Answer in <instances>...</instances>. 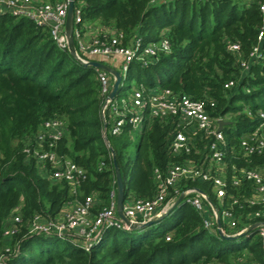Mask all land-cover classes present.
<instances>
[{"label": "trees", "instance_id": "trees-1", "mask_svg": "<svg viewBox=\"0 0 264 264\" xmlns=\"http://www.w3.org/2000/svg\"><path fill=\"white\" fill-rule=\"evenodd\" d=\"M80 4L84 31L93 29L100 36L107 30L122 32L124 43L134 37L145 43L169 40L170 52L161 53L156 63L148 67L132 63L126 77L131 86L135 78L134 84L147 88L160 86L175 94L214 100L212 115L232 112V122L238 126L257 121V110L264 108V61L251 62L243 71L238 54L229 49L238 43L240 56L248 59L257 44L263 16L256 0H76V6ZM230 80L235 85L226 88ZM102 102L97 68L84 66L68 49H60L48 28L23 17L0 15V264H231L242 260L245 250L251 255L248 264H264L260 236L253 233L226 243L229 240L205 228L202 213L187 202L141 233L123 235L122 229H109L88 251L73 245V239L32 232L36 215L53 220L66 205L86 196H94L100 208L109 204L110 192L117 193L112 150L124 181L125 201L157 194L156 169L166 174L173 164L208 158L209 139L202 132L193 136L189 152H173L174 117L148 118L134 156L130 125L120 136L109 135L108 145ZM50 119L65 124L57 140L58 153L86 171L75 187L42 173L36 159L25 152L27 146H36V135ZM241 133L240 128L226 132L232 145L238 144ZM232 163L262 167L264 153L247 157L228 153L229 175ZM190 186L217 202L209 182L186 180L179 188ZM232 190L238 193V188ZM17 214L21 219L8 236V224ZM171 217L174 224L159 231Z\"/></svg>", "mask_w": 264, "mask_h": 264}, {"label": "built area", "instance_id": "built-area-1", "mask_svg": "<svg viewBox=\"0 0 264 264\" xmlns=\"http://www.w3.org/2000/svg\"><path fill=\"white\" fill-rule=\"evenodd\" d=\"M69 1L0 0V15L23 17L48 28L57 46L62 50H69V36L66 30ZM150 1L163 3L170 0ZM256 2L263 16V24L258 33V42L251 50L249 58L240 56L238 43L229 46L232 52L238 54L243 71L249 69L251 62L264 61L262 46L264 0ZM83 21L82 5L76 6L75 1L72 37L77 55L85 61H100L98 57L121 58V67L118 70L121 71L123 79H126L132 63L137 62L143 67H148L159 60L161 53H168L171 50L166 37L146 43L141 38L134 37L128 43H124L125 35L115 30H107L103 36L98 33L88 36L87 31L82 28ZM97 69L103 99L101 116L103 122H107L108 137L120 136L124 127L130 125L135 138L137 131L141 134L148 118L174 117L177 119V131L171 143L174 153L189 152L192 148V138L197 132H202L209 139V155L202 162L173 164L166 174L156 169L157 194L147 200L136 198L126 200L123 207L125 216L134 224L142 223L167 211L183 195L182 202L191 204L202 213L205 228L213 230L219 236V229L225 235L246 232L247 236L255 233L260 236L264 245V166L248 168L238 167L232 163L229 175L227 172L229 166L225 165L228 153L238 152L242 157L264 153V108L257 110V121L242 131L237 145H232L226 134V127L233 124V113L213 116L212 110L216 107L214 100L207 101L186 94H175L160 86L147 88L144 83L135 84L129 98L120 97L118 91L111 99L109 93L114 76L104 69ZM234 85L235 81L230 80L225 87L231 88ZM244 112L253 116L249 108H245ZM220 122L231 124H224L220 129ZM64 130L65 124L60 119L45 121L36 135V146H27L25 152L36 159L42 173L49 174L55 180H66L75 187L85 178L86 171L58 153L57 140ZM186 180L209 182L217 202L200 188L190 186L181 190L180 183ZM243 184L245 187L241 189ZM233 188H238V193L233 192ZM95 205L96 199L89 195L73 203L67 210L63 209L53 220L36 215L31 231L56 236L65 241L73 239V245L88 251L104 238L109 229L129 230V225L118 215L115 190L110 192L108 205L94 212ZM20 219L18 214L13 217L14 222H19ZM218 221L221 226H218ZM11 231L6 230V235L11 234ZM235 264L248 263L239 260Z\"/></svg>", "mask_w": 264, "mask_h": 264}, {"label": "water", "instance_id": "water-1", "mask_svg": "<svg viewBox=\"0 0 264 264\" xmlns=\"http://www.w3.org/2000/svg\"><path fill=\"white\" fill-rule=\"evenodd\" d=\"M75 1L76 0H70L69 1L68 15H67L66 30H67V33L69 36V50L72 53V55L76 58V60L79 61L84 66H91V67H95V68L104 69L114 76V82L112 85V89L109 93V97L111 99H113L118 94V91L120 90V88L123 85L124 79H123V76L121 74V71H119L117 69H113L112 67L108 66L107 64L102 63V62L97 61V60L85 61V60L81 59L76 53V47H75L74 40L72 37L73 36V27H74ZM224 124H231V122L230 123L220 122V129L223 128ZM104 134H105V139H106L107 144L110 145L109 138L107 136V122L104 123ZM112 156L114 158V163H115L116 182H117V211H118V215L123 219V221L129 225L128 228L130 231L139 232V231H143L146 228H149L153 225L159 224L166 216L173 213L175 208L183 201V195H182L164 213L158 214V215L152 217L151 219L144 221L142 223H136V224L132 223L130 221V219H128L125 216L124 211H123L124 202H125L124 181H123L119 166L115 162V153L113 150H112ZM209 200L211 201V199H209ZM218 226H221V223L219 221H218ZM219 234H220V237L225 239V240L234 241V240H237V239L245 236L246 232H242L241 234H238V235H225L222 232V230L219 229Z\"/></svg>", "mask_w": 264, "mask_h": 264}, {"label": "rangeland", "instance_id": "rangeland-1", "mask_svg": "<svg viewBox=\"0 0 264 264\" xmlns=\"http://www.w3.org/2000/svg\"><path fill=\"white\" fill-rule=\"evenodd\" d=\"M39 1H42V2H51L50 0H39ZM88 32H87V34H88ZM134 72H135V70H134ZM134 83H136L135 78L132 80V86H131L130 81L128 79H124L123 80V85L121 87L122 88V91L120 93V97L129 98L130 95H131V93H132L133 87L135 86ZM250 126H252V123L247 124V125H242V126H238L237 124L233 123V124L229 125L228 127H226V132L230 130L232 133H235V132H238L239 131V128H240L241 131H245V130L248 129L247 127H250ZM139 137H140V131H137V133L135 134V138H133V142H132V146H131V153H132L133 156L135 155V152H136V146H137V143L139 141ZM71 186L74 187V185H72V184H71ZM72 204H73V202L70 203V204H68V205H66L65 210H67ZM95 208L96 209H100V203L99 202L97 203V205L95 206ZM174 221L175 220L172 217L169 218V219H167L165 221L166 222L165 225L164 224L163 225L161 224V226H159V228H158L159 231H162L163 229L165 230L167 228H170V226H172L174 224ZM13 224H14V221L12 219V220H10V223L8 224V227H7V230L8 231H9V229L10 230L13 229ZM141 232H139V233H141ZM121 233L123 235H127V234H131V233H137V231H130V230H127V229H122L121 230ZM52 240L54 242H61L62 241L61 239H56V238H54ZM225 242L228 243L230 241H225ZM252 242H253V239L250 240V243H252ZM243 243L244 242H242V244ZM244 252L245 253L243 254L244 256L242 257V260L247 263V260L248 259H251V255L248 253V250H245ZM236 262L237 261H234V260L230 261L231 264H235ZM214 264H220V263H216L215 262Z\"/></svg>", "mask_w": 264, "mask_h": 264}, {"label": "crops", "instance_id": "crops-1", "mask_svg": "<svg viewBox=\"0 0 264 264\" xmlns=\"http://www.w3.org/2000/svg\"><path fill=\"white\" fill-rule=\"evenodd\" d=\"M88 32V31H87ZM96 33V31L95 30H93V29H90L89 30V32H88V35L89 36H92L93 34H95ZM97 59H99L102 63H105V64H107L108 66H110V67H112L113 69H120V67H121V58H114V57H112V58H108V59H103L102 57H98ZM98 203V202H97ZM96 203V204H97ZM66 208V207H65ZM64 208V209H65ZM95 210V209H94ZM94 212H96V211H94ZM170 215H168V216H166L165 218H167V217H169ZM164 218V219H165ZM163 219V220H164ZM162 222V221H161ZM160 222V223H161ZM157 225V224H156Z\"/></svg>", "mask_w": 264, "mask_h": 264}]
</instances>
